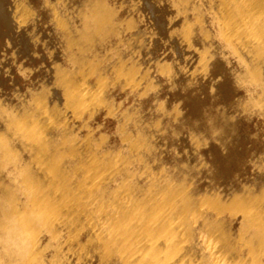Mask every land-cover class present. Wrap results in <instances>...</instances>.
Here are the masks:
<instances>
[{
	"label": "bare ground",
	"instance_id": "6f19581e",
	"mask_svg": "<svg viewBox=\"0 0 264 264\" xmlns=\"http://www.w3.org/2000/svg\"><path fill=\"white\" fill-rule=\"evenodd\" d=\"M127 1L148 28L133 14L118 16L108 0L48 2L72 66L57 58L36 88L0 93V264H264V134L254 122L264 115V0ZM15 2L0 0V50L7 43L28 56L39 17L20 0L22 25ZM127 29L172 48L174 61L148 50L146 64L156 60L185 108L161 101L146 117L120 112L127 150L119 151L82 137L70 119L101 101L104 81L95 85L82 71L148 78L150 64L143 73L138 57L132 66L103 51L107 34L124 38ZM100 55L111 61L102 65ZM127 61L129 70L143 65L142 76L126 74Z\"/></svg>",
	"mask_w": 264,
	"mask_h": 264
},
{
	"label": "rangeland",
	"instance_id": "374dc122",
	"mask_svg": "<svg viewBox=\"0 0 264 264\" xmlns=\"http://www.w3.org/2000/svg\"><path fill=\"white\" fill-rule=\"evenodd\" d=\"M16 2L14 3V5H15V10L16 11H19L22 15H23V17L21 16V15H19L20 13L19 12H17L18 14H17V16H16V18H17V21L19 20V23H21L22 25L25 23L24 21H25V19H24V21H23V19H21V18H25L26 17V15H25V13H23L24 11L26 12L27 10L30 12V10H29V8L30 9H32V12L34 13L33 15H35V17H36V19H37V29H39L38 27H40V30H37L36 32H35V30L33 31V33L35 34V38L37 39V41H35V42H32L31 43V46H30V55L28 54V56H27V54H25V53H22V52H20V50H17L18 48H16L14 45H11V44H7V43H3L2 45H1V50H0V56H1V59L4 61V63L6 64V66H5V64H4V66L3 65H1L0 64V82H1V87L2 88H0L1 90V92L0 93H13L14 91H18L19 93H25V91H26V93L28 92V91H30V89L28 90V88H31V87H33V88H36V86H37V83H39V81L44 77V73H45V70H47L48 68H49V65H51L52 64V61L54 60V61H58L59 60V58H60V60H59V62L60 63H63V65H65L66 67H71L72 66V62L71 61H69L68 60V58L66 57V55L65 54H62V53H64L65 51H64V39H63V37L61 36V34H60V32L56 29V27L54 26V20H53V15H54V12H55V10L52 8V6L49 4V3H53V2H63V0H21V2L23 3V4H25L26 6H27V9H26V6L24 5H22V3L20 2V0H15ZM19 1V2H18ZM71 1V2H70ZM77 0H75V2H76ZM109 2H110V4L113 6V5H115V6H113V7H116L115 9H116V13H118L117 15L118 16H122V17H124V16H128L129 14H133V16L138 20V24H139V26L140 27H142V28H148V26H147V22L144 20V15H143V12L141 11V10H139V9H131L130 8V6H129V1H127V0H108ZM117 1V2H116ZM25 2V3H24ZM49 2V3H48ZM74 2V0H69V3H71V5L73 4V3H75ZM124 2V3H123ZM47 3V4H46ZM116 3V4H115ZM19 4H21V5H19ZM44 4H46V5H44ZM123 4V5H122ZM49 6V7H46V6ZM121 5V6H120ZM21 6V7H20ZM29 6V7H28ZM31 6V7H30ZM33 6V7H32ZM24 7H25V9L26 10H24V11H20V9L22 10V9H24ZM119 7V8H118ZM20 8V9H19ZM122 8V9H121ZM121 9V10H120ZM127 9H129V10H127ZM35 10V11H34ZM50 10V11H49ZM138 10V11H137ZM27 11V12H28ZM123 11V12H122ZM38 12V13H37ZM120 12V13H119ZM130 12V13H129ZM140 12V13H139ZM175 14L176 13H174L173 15H174V17H177L178 15H176L175 16ZM42 15V16H41ZM25 16V17H24ZM141 16V17H140ZM51 17V18H50ZM19 18V19H18ZM53 20V21H52ZM22 21H23V23H22ZM52 21V22H51ZM144 21V22H143ZM54 26V27H53ZM54 28V29H53ZM53 29V30H52ZM126 31V33H124L123 35H124V38H126V39H130V37L132 38V41H133V39L136 37V35H133V34H135L134 32H136V30L135 29H131L130 31L127 29V30H125ZM124 31V32H125ZM44 32V33H43ZM53 32V33H52ZM47 33V34H46ZM51 33H52V35H51ZM116 32H114V33H110V34H107L109 37H105L106 39L103 41L104 43V45H103V48H104V50L103 51H105L106 53L107 52H109L110 51V53L112 54V55H121V54H123L124 56H127L126 57V59H128L129 60V64H128V61L127 62H124V64H123V62H121L122 64H120V65H118L119 67L122 65V66H124L125 65V63H127L128 65H131L132 64V66H134V58H136V57H138V59H139V61H140V63L142 62V63H144V65H145V67L143 68V65H142V67L140 68V63H139V68H140V70L138 69V67H136V68H132V69H130L129 70V67H127L126 68V66H128L127 64L124 66L126 69L125 70H128V71H125L124 70V72L126 73V74H128V72L129 71H131L132 72V70H133V74H134V76L132 75V78H136L135 77V75H141L142 76V73L140 74L139 72L137 73L136 71H141V69H142V71H143V73H146L148 70V68H149V75H151L150 77H149V75H148V78H151V79H145V80H142L143 78L142 77H140V78H138L137 80L139 81V83H141L140 84V86H139V83L138 82H130V81H128V82H126V81H122V80H120V79H116L117 77H121V76H119V75H121V74H119V71H116V70H114V72L113 71H111V72H113L114 74L112 75L111 74V72H109L107 75H104L105 76V78H102V77H100V79H97L99 76H101L98 72L99 71H97V73L99 74H95L96 72H92V71H90L91 72V74H89L90 72H88L87 71V74H85V72L84 71H82V73H80V75L79 76H81V78H82V76H83V78H87V79H89V80H91V82H93V83H95V85L98 83V80H100V81H104L105 82V80L106 79H109V77H107V76H111L110 78L111 79H109V80H107V86H108V88H107V90L105 89L106 88V85H104L103 83H101V82H99V84H101V86L102 87H105V88H102V87H100V86H98V85H96L97 87H99V88H96L97 89V91H98V97L99 98H101V101H100V99H96V101L94 102V103H87V107H84L82 110H80L79 111V113L81 114V116H80V114L79 115H77L76 117H73V118H71L70 119V122H74L75 123V126L77 127V129L79 130V133L81 134V136L82 137H85L86 135H90V133H91V135H92V137L94 138V140H95V142L96 143H99V141H101V142H103L104 143V146H103V148L105 147V149H108V148H115V149H117V150H119L120 151V149H121V151L122 150H127V148H126V146H125V144H124V142H123V140H122V138H121V130H119V120H117V118H119V114H120V112H123L124 110L126 111V110H132V113H134L135 112V110H136V112L135 113H137V112H139L140 113V111H141V113H142V115L143 116H147V115H149L150 114V112L151 113H153V112H155L157 109H159L158 108V106L160 105V102L161 101H164V102H166L165 104L167 105V106H169V107H171L173 104H175V106H177V105H179L178 107H180L181 109H184L185 108V104H184V102L180 99V97L177 95V90H173V89H171L170 87H169V78H167V76L166 75H164L163 73H161L160 74V72H159V70H158V67L157 66H155V62H156V60L155 59H151L150 60V62L152 61V63H150V62H148L147 64H146V62L147 61H149V52H152V53H154L158 58H160V59H165V61H168V62H171V60H175V56L173 55V50H171L172 48L169 46V45H167V44H161V45H156L154 42H153V40L151 39L152 37V35H151V32H147L148 34H147V36H148V39H147V36H146V34L145 35H143L144 33H141L143 36H141V34H138L137 35V37L134 39L135 41H133V42H135L136 43V41L138 40H140L141 38V40L139 41V42H141V41H145L146 42V40H148V42H146L147 44L146 45H148V46H145V48H144V50H143V52H144V54H143V52H141L142 50L141 49H143V47H139V45H138V41H137V43L135 44V43H133L132 41H131V43H130V46H129V43H128V40L127 41H125L124 40V38L123 37H121L119 34H115ZM42 36H41V35ZM49 34H50V36H49ZM125 34H126V36H125ZM59 35V36H58ZM133 35V36H132ZM43 36H44V38H43ZM60 38H58V37ZM118 36V37H117ZM141 36V38H139V37ZM41 37V38H40ZM49 37V38H48ZM52 37V38H51ZM62 37V38H61ZM112 37V38H111ZM122 38H123V40H122ZM45 39H46V42L47 43H45ZM48 39V40H47ZM146 39V40H145ZM50 40H52V41H50ZM58 40H60V41H58ZM120 40H122V41H120ZM131 40V39H130ZM152 40V41H151ZM44 41V42H43ZM55 41V42H54ZM58 41V42H57ZM117 41H119L120 42V44H118V42ZM63 42V43H62ZM109 42V43H108ZM122 42V43H121ZM125 42V43H124ZM127 42V43H126ZM151 42H152V44H151ZM52 43H58V44H52ZM60 43H62V45L60 44ZM52 44V45H51ZM131 44H133L132 46H131ZM10 45H11V47H10ZM106 45V46H105ZM128 45V46H127ZM163 45V46H162ZM14 46V47H13ZM48 46V47H47ZM139 48V49H137V47ZM107 47V48H106ZM116 47V48H115ZM133 49H132V48ZM53 48V49H52ZM112 48H113V50H112ZM15 49V50H14ZM57 51H56V50ZM110 49V50H109ZM129 51H128V50ZM136 51H135V50ZM17 50V51H16ZM127 50V51H126ZM132 50H134V51H132ZM148 50H149V52H148ZM193 50V49H192ZM195 51V53L193 52V54H197L196 56H199V54L201 53V50L200 49H198V48H195L194 49ZM52 51H56V52H52ZM63 51V52H62ZM131 51H132V53L134 54H132L131 53ZM169 51V52H168ZM17 54H16V53ZM60 52V53H59ZM33 53V54H32ZM102 53V52H101ZM128 53V54H127ZM170 53V54H169ZM58 54H59V56H58ZM107 54H109V53H107ZM127 54V55H126ZM129 54H130V56H129ZM146 54V55H145ZM65 55V56H64ZM163 55V56H162ZM191 55V56H190ZM16 56V57H15ZM131 56H133V57H131ZM135 56V57H134ZM147 56V57H146ZM187 56H188V59L191 61H193V60H195L196 59V61L198 60V57L196 58V56H192V53H188L187 54ZM51 57V58H50ZM104 57V56H103ZM102 57V55H100L98 58H96V60H99V59H101V61L99 60V63H103V64H107L108 62H110L111 61V59H108L106 56V58L107 59H105V58H103ZM141 59H140V58ZM175 57V58H174ZM194 57V58H193ZM17 58V59H16ZM53 58V59H52ZM57 58H58V60H57ZM130 58L132 59L131 61H130ZM142 58H143V60H142ZM193 58V59H192ZM103 59H105L104 61H103ZM126 59H124L125 61H126ZM138 59H136V61L138 60ZM167 59V60H166ZM8 60V61H7ZM16 60V61H15ZM25 60V61H24ZM67 60V61H66ZM124 60H122V61H124ZM147 60V61H146ZM138 61V62H139ZM154 61V62H153ZM138 62H137V64H138ZM8 63V64H7ZM134 63V64H133ZM141 63V64H142ZM234 63V62H233ZM100 64V65H101ZM102 64V65H103ZM148 64H150L151 65V67L153 68V70H152V68L151 67H148V66H150V65H148ZM148 65V66H147ZM157 65V64H156ZM23 66V67H22ZM40 66V67H39ZM44 66V67H43ZM47 66V67H46ZM131 66V67H132ZM137 66V65H136ZM2 67V68H1ZM9 67V68H8ZM130 67V68H131ZM148 67V68H147ZM8 68V69H7ZM45 68V69H44ZM47 68V69H46ZM121 69H123L122 67H120ZM5 69V70H4ZM11 69V70H10ZM136 69H138V70H136ZM6 70H8V71H6ZM158 70V71H157ZM145 71V72H144ZM131 72H130V74H131ZM136 74H135V73ZM150 72L152 73L153 72V74H150ZM159 74H158V73ZM7 73V74H6ZM95 75H94V74ZM117 73V74H116ZM93 74V75H92ZM119 74V75H118ZM125 74V75H126ZM92 75V77H90V76ZM116 75V76H115ZM125 75H122V76H124L125 77ZM139 75H138V77H139ZM158 75V76H157ZM98 76V77H97ZM114 76V77H113ZM153 76H156V78L154 79V77ZM102 78V79H101ZM121 78H123V77H121ZM126 78H129V77H127V75H126ZM160 79V80H158V79ZM39 79V80H38ZM114 81H116V82H114ZM154 79V81L156 82V81H158V82H153V84L151 85V83L149 82V81H152ZM157 79V80H156ZM120 82V83H118V81ZM148 81L149 83H150V85H149V83H148V86L146 87V85H147V83L145 82H143V81ZM111 82V84H110V82ZM161 81V82H160ZM3 82V83H2ZM12 82V83H11ZM35 82V83H34ZM124 82H125V84H127V85H125L124 84ZM34 83V84H33ZM124 85H123V84ZM132 83V85H130ZM135 85H134V84ZM160 85H159V84ZM165 83V84H164ZM109 84V85H108ZM146 84V85H145ZM154 84H156V85H154ZM104 85V86H103ZM136 85H138V86H136ZM142 85H143V91H142ZM157 85L158 86H161L160 88H162L161 90L162 91H160L158 94L157 93H155L156 92V87H157ZM18 86V87H17ZM117 86V87H116ZM132 86H134V87H132ZM149 87V89H148V91H147V89L146 88H148ZM154 87H155V89H154ZM14 88H15V90H14ZM32 88V89H33ZM111 88V89H110ZM138 88V89H137ZM168 88H170V89H168ZM27 89V90H26ZM100 89H104V90H106V92H104V90L102 91V92H100ZM126 89V90H125ZM144 89H146V90H144ZM3 90V91H2ZM11 91H13V92H11ZM153 92V93H152ZM165 92V93H164ZM145 93H146V95H145ZM150 93V94H149ZM103 94H105V96L103 95ZM107 94V95H106ZM140 94V95H139ZM104 97H103V96ZM104 98V100L105 101H107V100H111L112 102H110L111 104L110 105H106V104H109V102L107 101L106 103H105V101L103 100L102 101V97ZM108 97V99L107 98H105V97ZM143 96V97H142ZM167 97V99H165ZM111 98V99H110ZM113 98V99H112ZM107 99V100H106ZM159 99H162V100H160L159 101ZM156 100H158L159 102H157ZM180 101V102H179ZM182 102V103H181ZM155 103V104H154ZM156 103H159V105L158 104H156ZM178 103V104H177ZM93 104H95V106H96V104L98 105V107L99 108H97V106L95 107ZM156 105H158V106H156ZM105 106V107H104ZM113 106H114V108H113ZM93 107H95L94 108V110H93ZM101 107V108H100ZM156 107H157V109H156ZM89 108V109H88ZM92 108V109H91ZM97 108V109H96ZM118 109V110H117ZM84 110H86V111H84ZM133 110H134V112H133ZM82 111V112H81ZM95 111V112H94ZM96 111H98V112H96ZM110 111V112H109ZM92 112V113H91ZM112 112V113H111ZM143 113H145V115L143 114ZM90 114V115H89ZM92 115V116H91ZM112 115V116H111ZM117 115V116H116ZM83 116H84V119H83ZM261 116H262V114H261ZM261 116H259V114H257V115H255V118H254V122L255 121H258V122H255V123H257L258 125H259V128H260V131L262 132V134H264V115L261 117ZM78 117V118H77ZM81 117V118H80ZM80 118V119H79ZM85 120V122H83ZM260 121V122H259ZM83 124H85V125H83ZM118 124V125H117ZM177 123H176V121H172V126H175ZM89 125V126H88ZM82 126V127H81ZM82 129V130H81ZM103 137V136H105V138L103 137H101V136ZM262 135L260 134L259 135V137H260V139H261V141L263 142V146H264V135L261 137ZM97 137V138H96ZM100 140H99V139ZM108 138V139H107ZM99 141H98V140ZM102 139H105L106 141H104V140H102ZM122 140V141H121ZM100 142V143H101ZM106 142V143H105ZM110 144V145H109ZM121 147V148H120ZM125 147V148H124ZM119 148V149H118ZM173 151V150H172ZM171 151V152H172ZM170 152V153H171ZM174 152H172V154H173ZM171 155V154H170ZM204 155V154H203ZM202 155V157L204 158V156ZM143 177H145L144 175L142 176V179H143ZM145 179V178H144ZM143 179V180H144ZM204 231V230H203ZM202 230H200L199 231V237L201 238V240L202 241H204V243L205 244H208V243H210V242H212V237L210 236V235H208V233H206V230L203 232ZM206 234V235H205ZM208 242V243H207ZM210 245V244H209ZM216 246L215 245V243H214V240H213V242H212V244L210 245V248H213L214 249V246ZM212 249V250H213ZM92 264H99V263H97V262H94V263H92Z\"/></svg>",
	"mask_w": 264,
	"mask_h": 264
}]
</instances>
